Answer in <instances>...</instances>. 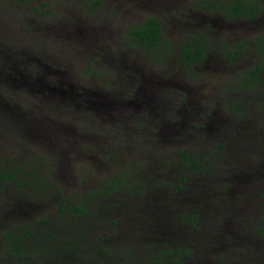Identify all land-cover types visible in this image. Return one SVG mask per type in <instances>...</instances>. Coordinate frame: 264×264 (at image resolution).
I'll return each instance as SVG.
<instances>
[{
    "label": "rangeland",
    "instance_id": "1",
    "mask_svg": "<svg viewBox=\"0 0 264 264\" xmlns=\"http://www.w3.org/2000/svg\"><path fill=\"white\" fill-rule=\"evenodd\" d=\"M246 1L0 0V264H264V0ZM147 17L156 47L131 34Z\"/></svg>",
    "mask_w": 264,
    "mask_h": 264
},
{
    "label": "trees",
    "instance_id": "2",
    "mask_svg": "<svg viewBox=\"0 0 264 264\" xmlns=\"http://www.w3.org/2000/svg\"><path fill=\"white\" fill-rule=\"evenodd\" d=\"M257 3L248 2L246 0H233V2L229 5V15L235 16V15H248L251 12L256 13L257 11ZM132 36L135 40H137L140 44H143L148 47H156L161 40V23L156 17H147L141 24L137 25L131 32ZM205 35L197 42H188L186 45L183 46L181 58L187 59L188 63L195 62L200 60L201 58L206 57V45L207 42L205 41ZM260 71V68H257L254 71H250L251 78H248L245 80V85H251L253 83L257 82V75ZM189 158V157H188ZM195 164V163H194ZM193 164V165H194ZM9 175V174H7ZM3 173L0 171V177L4 178ZM22 185V184H18ZM181 185H179V188ZM195 210V207L192 208ZM73 210L78 213H83L85 210L82 207L81 204L75 205L73 207ZM180 211H187L185 208H183ZM186 216L183 217V220H186ZM190 225L195 227L197 229L195 223L193 221L190 222ZM262 232H264V228L261 229ZM12 238H15L14 244H17L20 239H22L21 236H19L18 232H7L5 235H3V239H5L6 243L8 244ZM188 254L187 251H183L181 249L177 250V256L178 258H174L172 261V264H182L181 258ZM156 260L160 259L161 256H155ZM34 262V261H33ZM160 264V262H159ZM168 264V263H166ZM170 264V263H169Z\"/></svg>",
    "mask_w": 264,
    "mask_h": 264
},
{
    "label": "flooded vegetation",
    "instance_id": "3",
    "mask_svg": "<svg viewBox=\"0 0 264 264\" xmlns=\"http://www.w3.org/2000/svg\"><path fill=\"white\" fill-rule=\"evenodd\" d=\"M22 63H24V62H22ZM22 66V64H21V62H18V64H15V66H12V67H10L11 69H13L14 70V73H10V76H9V78L11 79V81L10 82H13V83H16L17 81V79L18 78H20V77H18L17 78V74H19L20 72H19V68H18V66ZM47 69V67H46V65L45 64H43V69H42V72L40 73V71L39 72H37V78H36V81L34 82V81H32V82H34V83H36V82H41V81H43V79H44V75H47L48 73H50L49 71H45ZM23 79V82H27V81H29V80H24V78H22ZM2 82H0V86H6L7 88H6V91H8L9 92V90L10 91H13V86H11L10 85V83H5V84H1ZM40 84L38 83V86H39ZM38 92H40L41 94L43 93V90L41 89H38ZM12 102V99L11 98H9L8 100H7V104L6 105H4L3 106V108H4V110L6 111V112H10V111H13V110H11L10 109V104L9 103H11ZM163 110L164 111H169V109L168 108H166V107H164L163 106ZM207 125V124H206ZM206 125H205V127H206ZM205 129V128H204ZM204 129H203V133H204ZM13 132H15V134H17L16 133V130L15 131H13ZM194 133L196 134V132L194 131ZM252 169V168H251ZM19 190V189H18ZM218 199H219V203H220V201H221V197H218ZM187 256V254H185L183 257H186Z\"/></svg>",
    "mask_w": 264,
    "mask_h": 264
}]
</instances>
